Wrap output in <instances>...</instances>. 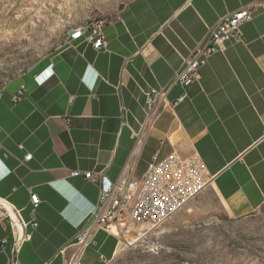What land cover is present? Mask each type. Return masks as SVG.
<instances>
[{
    "label": "crops",
    "instance_id": "crops-1",
    "mask_svg": "<svg viewBox=\"0 0 264 264\" xmlns=\"http://www.w3.org/2000/svg\"><path fill=\"white\" fill-rule=\"evenodd\" d=\"M254 5L241 37L224 44L200 78L171 86L166 108L137 146L146 93L167 86L218 20ZM106 51L82 40L5 83L0 99V264H68L76 227L126 166L140 182L154 153L197 154L224 211L242 218L264 205V0H130L103 27ZM69 34V33H68ZM68 36V35H67ZM24 86V97L11 96ZM115 87H118L117 89ZM128 112L126 123L120 107ZM26 154L32 158L22 165ZM72 170L94 173L95 182ZM30 192L39 198L31 210ZM203 192V193H204ZM202 193V194H203ZM6 210L32 224L13 253ZM120 240L99 231L77 264H107Z\"/></svg>",
    "mask_w": 264,
    "mask_h": 264
},
{
    "label": "rangeland",
    "instance_id": "rangeland-1",
    "mask_svg": "<svg viewBox=\"0 0 264 264\" xmlns=\"http://www.w3.org/2000/svg\"><path fill=\"white\" fill-rule=\"evenodd\" d=\"M130 0H0V85L57 51L68 33ZM107 264H264V205L228 215L208 190L168 222L132 227Z\"/></svg>",
    "mask_w": 264,
    "mask_h": 264
},
{
    "label": "built area",
    "instance_id": "built-area-1",
    "mask_svg": "<svg viewBox=\"0 0 264 264\" xmlns=\"http://www.w3.org/2000/svg\"><path fill=\"white\" fill-rule=\"evenodd\" d=\"M254 5L221 17L210 30L207 38L192 49L183 62L182 67L174 73L171 82L159 89L151 88L146 93L145 121L138 130H131L137 146H144L149 130L162 112L170 105L174 106L187 98L183 93L172 104H168L166 95L168 89L174 85L187 87L200 78V69L208 63L209 58L219 52L224 44L236 41L241 37V26L253 20ZM109 18L102 23H90L82 26L81 32H71L66 37L67 44L82 40L89 44L94 51H106L107 40L103 27ZM5 84L0 85V99ZM116 89L118 87H115ZM24 86L20 85L12 94V103L21 101L24 97ZM121 115L126 123L128 110L121 106ZM32 158L26 154L20 162ZM131 167L124 168L119 178L110 183L105 190H101L97 203L86 216L83 225L76 227L75 256L68 264H77L76 258L88 248L99 231H105L116 237L125 236L132 227H146L149 230L168 222L180 210L199 197L210 187L213 176L209 175L197 154L184 157L176 152L164 156L159 153L151 155L146 162L141 181L130 177ZM83 176L86 180L95 182L91 171L72 170L69 177ZM29 202L31 210L35 211L39 204L36 194L30 192ZM12 225L13 253L29 238L19 211L6 210Z\"/></svg>",
    "mask_w": 264,
    "mask_h": 264
},
{
    "label": "bare ground",
    "instance_id": "bare-ground-1",
    "mask_svg": "<svg viewBox=\"0 0 264 264\" xmlns=\"http://www.w3.org/2000/svg\"><path fill=\"white\" fill-rule=\"evenodd\" d=\"M103 21H104V17L100 16V17H96V18L90 19L89 22H87L85 25H82V26H90V23H102ZM82 26L71 30L69 32L68 36H70L71 32H81L82 31Z\"/></svg>",
    "mask_w": 264,
    "mask_h": 264
},
{
    "label": "water",
    "instance_id": "water-1",
    "mask_svg": "<svg viewBox=\"0 0 264 264\" xmlns=\"http://www.w3.org/2000/svg\"><path fill=\"white\" fill-rule=\"evenodd\" d=\"M32 227H33L32 224H28V225L26 226L25 230H26V232H27L28 234H30V232L32 231Z\"/></svg>",
    "mask_w": 264,
    "mask_h": 264
}]
</instances>
